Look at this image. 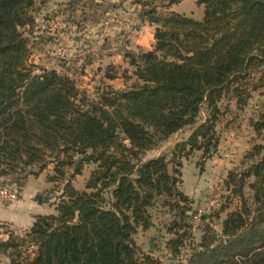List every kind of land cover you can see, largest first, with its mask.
Returning a JSON list of instances; mask_svg holds the SVG:
<instances>
[{
	"label": "trees",
	"instance_id": "16d2710c",
	"mask_svg": "<svg viewBox=\"0 0 264 264\" xmlns=\"http://www.w3.org/2000/svg\"><path fill=\"white\" fill-rule=\"evenodd\" d=\"M132 1L140 20L156 26L154 47L124 54L133 84L91 96L69 75L31 62L26 33L36 0H0V176L28 166L42 171L51 161L55 174L47 179L64 183L54 213L38 214L24 236L8 230L0 242L13 264L20 257L24 264H162L139 254L135 234L153 225L159 200L184 217L183 159L195 149L215 153L229 104L242 107L264 89V0H196L205 6L201 20L159 10L180 0ZM105 77H118L114 64ZM188 126L193 131L170 153L144 158ZM254 127L264 129V120ZM263 148L255 144L245 155L250 164L224 181L225 193L240 199L237 208L220 230L206 226L198 247L176 264H264ZM86 163L96 167L80 190L72 179Z\"/></svg>",
	"mask_w": 264,
	"mask_h": 264
},
{
	"label": "rangeland",
	"instance_id": "374dc122",
	"mask_svg": "<svg viewBox=\"0 0 264 264\" xmlns=\"http://www.w3.org/2000/svg\"><path fill=\"white\" fill-rule=\"evenodd\" d=\"M123 1L70 0L61 6L55 5L53 0H36L33 13L35 25L29 28L26 33L32 46L31 62L48 69H54V66L67 65L70 62V65L66 66L68 70L59 72L74 78L80 88L87 90L91 96H97L98 92H101L107 86L113 88H122L124 84L125 87L130 86L135 82V77L132 75L134 67L121 69L122 66H125L124 64L119 66L114 64L118 74L119 72L121 73L118 75L120 78L111 85L109 83L110 79L105 77V70L109 64L102 62L100 64L104 65L98 66L99 60L94 62L97 60L95 56L100 54L97 48L103 44L102 41H99L96 48L87 46L89 44L85 43L89 35L92 34L93 26L99 21L103 23L105 17L108 14H112L109 12L113 8L111 4H116V8ZM163 2L167 4L168 0ZM173 5H175V11L197 20H201L204 17L205 6L198 4L196 0H180L171 6H160L159 10L166 12ZM138 19H140L139 16ZM103 30L105 31V27L102 25ZM89 62L92 66L86 65ZM71 69L74 72L68 74ZM37 72H40V70H37ZM229 105L228 111L221 118V122L217 127L220 137L218 150L211 156L205 157L202 150L195 149L187 159H183V166L181 167L182 181L178 186L188 196V201L183 204L186 208L185 212L182 211L184 217L182 218L179 215L178 209L171 210L169 206L163 204V200H159L156 206L150 210L153 225L146 230L139 228L135 234L139 254H151L162 264H176L180 260L185 261L194 249L198 247L197 245L202 239L205 227L210 226L220 230L227 214L237 208L240 199L237 196L229 195L227 192L223 193L222 200L218 204L210 205V200L216 192L220 179L224 178L225 180L230 170L239 171L246 168L251 161L245 155L255 144L264 146V129L257 131L254 127L255 122L264 120V89L260 88L252 91V96L248 99L247 104L242 107H238L235 101H232ZM206 115L207 111L203 110L198 123L202 122ZM193 129L192 126H188L180 130L176 137L175 134L172 135L158 147L147 152L144 158L155 156L158 152H160L159 155L170 153L176 142L183 140L177 141V139L184 137L188 131H193ZM215 154L223 158L233 157L230 160L233 163L229 167L230 169L217 176L206 172L207 161ZM262 155H264V148L260 156ZM260 156L257 158H260ZM54 165V163L49 161L46 168L42 171L37 166H28L24 170H19L18 173L2 175L0 176V184L4 183L14 188L18 193L19 201L20 199L22 200L19 184L23 182V179L32 176L31 185L36 188V194L33 195L32 200L40 205H55L56 209L64 183L62 180L51 182L47 179L48 176L55 174ZM95 167L94 163L84 164L82 173L72 179L73 184L78 189L84 190L86 182ZM71 172H68V176ZM46 182L49 183V187H45ZM200 182H203V191L196 195ZM246 191L248 193L250 190L246 188ZM38 194H41L40 200H43V202L37 200L36 196ZM26 200H29V198ZM16 202L0 200V205L7 208V205ZM198 208H202L203 212L202 217L196 221L192 215ZM41 210L45 211L44 209ZM8 230L16 232L9 224L0 223V242L7 240ZM184 231L187 232V235H185L176 251L174 249L175 240ZM17 232L19 233H15L16 236H24L26 234V231L22 229H17ZM9 252H11V256L9 253L7 255L0 254V263L2 262L1 258L7 257L8 262L10 261V264H13L11 261L12 250ZM19 259L20 262L17 263L24 264L21 257Z\"/></svg>",
	"mask_w": 264,
	"mask_h": 264
},
{
	"label": "crops",
	"instance_id": "0c3cea01",
	"mask_svg": "<svg viewBox=\"0 0 264 264\" xmlns=\"http://www.w3.org/2000/svg\"><path fill=\"white\" fill-rule=\"evenodd\" d=\"M70 0H53L55 5H65V3ZM108 1V0H107ZM110 2H116L119 0H109ZM175 5H173L170 10H175ZM140 6L137 4H134L131 0H124L123 3L118 7H113L109 12L112 14H115L117 16L123 17L124 23L123 24H116L109 26L105 28V31H102V22H98L95 26H93L92 34L89 35L87 38V42L92 48H96L98 46L99 41H102V45L99 46L98 52H100L99 55L95 56L97 57V60L94 62H98V66H103L104 64H117L119 65H125L122 66L121 69L125 67H132L129 64L128 59L125 57V53L127 52H139V51H146L151 50L154 47L155 43V25H152L148 23L147 21H141V25L138 31L132 30L130 27V21L134 19H138V16L140 14ZM86 37V36H85ZM84 37V38H85ZM83 38V39H84ZM96 43V45H95ZM85 45V44H83ZM104 64H100V63ZM70 65V62L67 64ZM67 65H59L54 66V69H57L58 71H64L68 70ZM86 65H91L90 62L86 63ZM49 67V66H48ZM62 69V70H61ZM126 69V68H125ZM73 69H71V72H68V74H71ZM121 72H119L120 74ZM130 73V71H129ZM118 74V75H119ZM120 77H116L115 79H110L109 83L113 85ZM115 88V87H114ZM125 84L122 88H115L118 90L125 89ZM192 131V130H190ZM190 131L188 133L180 138L177 139H186L190 135ZM180 133V132H179ZM178 135V132L175 134V137ZM175 142V141H174ZM150 152V151H148ZM160 152H158L155 156H158ZM151 156V157H155ZM148 157V158H151ZM231 158H223L219 155H213L206 164L207 173L213 174V176H217L218 174L224 173L227 169H230L233 165V163L230 162ZM21 184H19L20 187V194L22 195V200L20 199L18 202L7 205L6 207H2L0 205V223L9 224L13 230H15L16 234L17 229H22L28 232L30 230L31 226L33 225L35 221V216L38 214H44V213H53L56 211L55 205H40L39 203H36L34 200H32L33 195L36 194V188L35 186L31 185L32 182V176H29L22 180ZM45 187H49V183L46 182ZM203 182L199 184V188L196 191V195L200 194L203 190ZM29 198V200H26ZM44 209L45 211L41 210ZM16 210V212H14ZM36 211V212H34ZM8 237V234H7ZM6 258V259H5ZM1 258L2 262L0 264H10V261L8 262V258Z\"/></svg>",
	"mask_w": 264,
	"mask_h": 264
},
{
	"label": "built area",
	"instance_id": "2783aa9c",
	"mask_svg": "<svg viewBox=\"0 0 264 264\" xmlns=\"http://www.w3.org/2000/svg\"><path fill=\"white\" fill-rule=\"evenodd\" d=\"M123 19H124L123 17L117 16L115 14H108L105 17L102 25L103 27L107 28L112 25L123 24L125 22ZM140 25H141V22L137 18L130 21V27L134 31H138L140 28ZM227 155L229 156V154ZM224 181H225L224 178L220 179V182L216 188V192L210 200V205L218 204L222 200L223 193H225ZM18 199H19L18 193L16 192L14 188L4 183L0 184V200L16 202L18 201ZM202 212H203V209L198 208L192 215L193 219L198 221L202 217Z\"/></svg>",
	"mask_w": 264,
	"mask_h": 264
},
{
	"label": "water",
	"instance_id": "95a60500",
	"mask_svg": "<svg viewBox=\"0 0 264 264\" xmlns=\"http://www.w3.org/2000/svg\"><path fill=\"white\" fill-rule=\"evenodd\" d=\"M29 232V231H28Z\"/></svg>",
	"mask_w": 264,
	"mask_h": 264
}]
</instances>
